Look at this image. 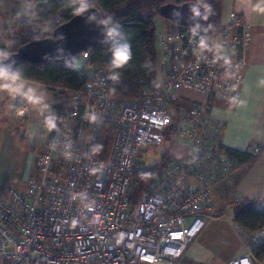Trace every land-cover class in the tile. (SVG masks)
<instances>
[{"label": "built area", "instance_id": "1", "mask_svg": "<svg viewBox=\"0 0 264 264\" xmlns=\"http://www.w3.org/2000/svg\"><path fill=\"white\" fill-rule=\"evenodd\" d=\"M65 22L57 16L41 26L28 13L11 12L0 21V33L32 25L48 33ZM199 26L196 35L193 26L156 31L159 90L143 86L132 98L110 95L108 68L94 65L87 50L60 63L77 71L81 87L70 92L64 108L50 110L55 129L44 127L42 115L46 143L25 190L0 184V264H177L205 225L214 188L223 180L232 183L238 167L220 148L221 123L208 103L213 98L231 107L239 98L238 71L251 35L233 11ZM201 38L210 48L222 44L230 64L215 61L210 50L198 52ZM80 59V69L68 66ZM178 98L191 101L178 117L185 156H170L131 200L134 172L142 167L139 154L163 143V130L174 117L170 102ZM103 128L111 139L100 153L93 149ZM235 227L247 251L230 263L253 264L252 250L264 242V228Z\"/></svg>", "mask_w": 264, "mask_h": 264}, {"label": "crops", "instance_id": "2", "mask_svg": "<svg viewBox=\"0 0 264 264\" xmlns=\"http://www.w3.org/2000/svg\"><path fill=\"white\" fill-rule=\"evenodd\" d=\"M252 2L205 0L218 20H225L228 13L233 11L250 26V40L242 52L238 71L243 77L239 98L231 107H226L222 100L212 98L208 106L212 115L221 123V148L227 146L248 151L253 159L237 167L232 183L223 180L216 185L205 225L187 246L177 264H231L232 259L247 251L233 221L235 203L240 200H256L255 209H264V14L252 11ZM34 6L33 0H0V21L11 12L26 13ZM28 84L45 95L49 110L54 111L52 94L45 85L32 81H28ZM42 115L22 98H11L0 93V152L7 134L22 127L24 137L26 134L37 148L41 146V149L29 155L27 166L30 169L36 154L44 150L46 143L47 131L41 127ZM44 131L46 135H43ZM176 145V151L172 150L170 156H185V144L180 142ZM253 264H264V259L258 261L254 258Z\"/></svg>", "mask_w": 264, "mask_h": 264}, {"label": "trees", "instance_id": "3", "mask_svg": "<svg viewBox=\"0 0 264 264\" xmlns=\"http://www.w3.org/2000/svg\"><path fill=\"white\" fill-rule=\"evenodd\" d=\"M34 8L28 13L39 25H46L52 22L57 16L63 17L66 21L72 18V0H33ZM192 0H90L100 14L111 15L113 20L120 26L121 32L131 45L132 58L127 65L120 69L121 76L117 81L111 80L109 93L115 98H132L141 87H147L154 92L159 90L157 83L156 68V25L155 16L159 14V8L166 3L180 4ZM210 22L217 21L218 18L211 12ZM3 17L1 21L4 19ZM166 28L173 30L183 28L167 20ZM24 30V29H23ZM53 29L37 37L31 36L25 31H8L0 33V51L12 52L20 45L33 39L48 37ZM3 38L15 40L11 48H7ZM111 44L96 45L87 49L94 65L102 64L108 68L111 59ZM19 69L28 81L44 84L51 92L54 110L65 107L63 99L68 100L70 92L81 87V82L77 77L75 69L62 67L60 63H31L24 62L12 67ZM141 80V82H140ZM179 99V98H178ZM177 99V100H178ZM186 99V98H185ZM191 103L190 100L186 99ZM174 117L172 123L163 130V142L166 143V150L161 154L160 160L153 166L141 167L134 172L135 187L130 194V199L137 197L138 193L144 189L148 183L160 173L165 161L170 157L171 150L176 144L179 114L181 107L177 101L170 102ZM209 110V109H208ZM111 139V131L103 128L99 140V152H107ZM221 148V146H220ZM222 149V148H221ZM227 156L236 166L250 162L253 155L245 150L223 147ZM256 200H240L234 205L233 221L248 230L254 231L264 226V209L256 210ZM253 256L256 260L264 259V242L253 248Z\"/></svg>", "mask_w": 264, "mask_h": 264}, {"label": "clouds", "instance_id": "4", "mask_svg": "<svg viewBox=\"0 0 264 264\" xmlns=\"http://www.w3.org/2000/svg\"><path fill=\"white\" fill-rule=\"evenodd\" d=\"M73 15L81 16L85 13L87 15V21L94 23L96 26L103 29L105 36L111 44V59L108 64V78L117 81L121 72L120 69L124 68L128 61L132 58L131 45L121 32L120 26L113 20L111 15L102 14L97 19V14L93 10V5L90 0H72ZM201 10H203L204 16L211 14V7L205 0H192L190 5V13L193 18L201 16ZM251 10L264 14V0H253L251 4ZM200 26L198 24L191 28L193 35H196ZM198 52L210 50L213 52V59L215 61H221L224 65L230 64V58L225 51L222 44H215L210 48L206 39L201 38L197 42ZM7 51H0V59H7ZM79 69V65H68ZM0 93L7 94L11 98L20 97L26 104L33 106L43 115V125L46 129L52 130L57 127V118L49 110V105L45 102V95L42 92H38L37 88L28 84L27 78L19 69H14L10 65L0 63ZM95 115L92 116V120H95ZM93 151H99V147L93 149ZM66 158L71 159V153H65ZM79 194L76 197L78 198Z\"/></svg>", "mask_w": 264, "mask_h": 264}, {"label": "water", "instance_id": "5", "mask_svg": "<svg viewBox=\"0 0 264 264\" xmlns=\"http://www.w3.org/2000/svg\"><path fill=\"white\" fill-rule=\"evenodd\" d=\"M192 1L180 4L166 3L159 8V15L178 26L203 25L210 21L211 15L193 18L190 13ZM100 18V12L93 7ZM88 13L73 16L65 23L56 26L48 37L36 38L20 45L15 51L8 52L7 59H0L14 67L24 62L31 63H61L75 57L82 51L96 45H104L106 36L102 28L87 21Z\"/></svg>", "mask_w": 264, "mask_h": 264}, {"label": "rangeland", "instance_id": "6", "mask_svg": "<svg viewBox=\"0 0 264 264\" xmlns=\"http://www.w3.org/2000/svg\"><path fill=\"white\" fill-rule=\"evenodd\" d=\"M154 20L156 25V31L161 28H166V25L168 24L167 20L164 19L159 14L155 16ZM41 29L42 28L38 29L37 25H32L25 28L17 27L12 31L15 32L25 31L29 35L37 37V35L46 34V33H41L42 31L35 32ZM3 31L4 33L8 32L5 30ZM1 40L4 41L7 48H11L13 43H15V40L10 38H3ZM77 64L79 65V69H80L82 67V60L80 59L77 62ZM156 68H157V83L160 84L162 81L163 74L159 72V65L157 61H156ZM190 97L194 99H201V97H199V95L196 93H191ZM176 101L181 107L185 109L188 108L191 104L185 98H179ZM63 102L64 105L66 106L69 101L63 99ZM43 135H46L45 131L43 132ZM176 143L180 144V140L177 139ZM2 145H3V150L0 152V184H2L4 187L7 188H14L18 191H23L27 186L28 178L34 171L33 162L35 158L32 161V165L30 166V169L27 166L29 155L34 153V150L38 151L39 149H41V146L37 148L36 144L26 137V134L24 137L22 127L15 129L11 133H8ZM166 146H167L166 143L163 142L161 145L146 147L143 151L140 152L138 157L141 166L146 167L157 164L160 160L161 154H163V152L166 150L167 148ZM176 148L177 145L175 144L172 150L176 151ZM38 154H36V156Z\"/></svg>", "mask_w": 264, "mask_h": 264}]
</instances>
